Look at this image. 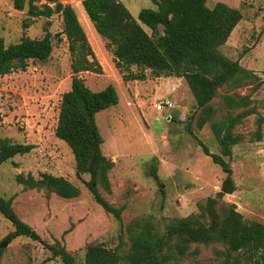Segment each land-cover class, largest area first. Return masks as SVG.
I'll return each mask as SVG.
<instances>
[{
  "label": "rangeland",
  "instance_id": "rangeland-1",
  "mask_svg": "<svg viewBox=\"0 0 264 264\" xmlns=\"http://www.w3.org/2000/svg\"><path fill=\"white\" fill-rule=\"evenodd\" d=\"M118 1L137 20L140 10H156L154 1L159 0ZM59 2L76 13L102 68L101 75L81 74L85 85L93 92L112 85L118 95V104L97 113L95 123L103 140L102 154L114 164L108 173L110 193L100 185L97 190L109 205L120 209V220L95 203L86 185L89 176H76L70 149L55 137L60 100L71 85V58L62 34L61 15L34 19L24 28L26 11H16L11 1L0 0V38L5 46L24 38L41 39L46 33L53 45L46 61H29L25 71L0 77V142L7 139L11 144L33 146L28 154L0 163V197L12 201L18 218L45 244L63 247L73 264H84L87 247L95 244L119 255L126 254L131 243L129 228L136 221L149 222L159 235L180 220L194 218L191 221L196 225H207L209 218L201 209L210 198L217 200L220 215L232 206L244 221L264 225V121L261 141L256 142L254 136L257 116L264 120V0L206 1L210 9L223 3L240 11L242 19L220 51L263 82L255 93V84L236 91L240 96L251 94L258 113L234 130L242 139L225 161L232 170L235 191L222 198H217V194L225 175L204 155L189 130L210 153L219 154V147L210 123L199 130L198 114L189 119L196 108L193 110L194 99L184 79L167 78L178 81L171 94L164 97L155 95V91L159 86L157 79L165 77H157L150 70L144 71L143 81H123L122 74L127 72L116 69L104 40L82 8V0ZM128 72L138 71L131 67ZM226 93L227 87L218 89L212 101L217 109L212 121L226 112L222 103ZM166 99L173 103L169 122L164 119L165 114L154 108ZM153 168L157 180L152 176ZM43 174L62 177L79 189V196L65 200L46 188L26 189L17 180L19 176L39 180ZM12 231L11 224L0 214V244ZM0 250V264H64L60 256H53L42 244L26 237H18ZM223 252L224 247L219 244L192 245L186 255L176 258V264H236Z\"/></svg>",
  "mask_w": 264,
  "mask_h": 264
},
{
  "label": "trees",
  "instance_id": "trees-1",
  "mask_svg": "<svg viewBox=\"0 0 264 264\" xmlns=\"http://www.w3.org/2000/svg\"><path fill=\"white\" fill-rule=\"evenodd\" d=\"M9 1L14 10L26 11L27 23L24 28H28L34 19L61 15L62 34L71 58V85L60 100L55 137L70 149L76 176H89L86 185L95 203L106 214L120 220V209L109 205L97 190L100 185L110 193L108 173L114 164L102 154L103 140L95 123V115L118 104L114 87L108 85L100 92H93L80 77L86 73L101 75L102 68L70 6L62 5L59 0ZM206 1H154L157 9L140 10L137 20L118 0H82L81 5L94 30L104 40V47L112 55L116 69L121 73L127 72L122 74L123 81H143L145 70H150L157 77L184 79L196 107V112L189 119L193 120L198 114L196 126L199 130L210 123L219 147V154L210 153L189 130L204 155L210 157L225 175L217 194V198H222L235 191L232 170L225 161L232 155V148L242 139L234 130L246 118L258 113L251 94L240 96L236 91L255 84L252 91L255 93L263 82L220 51L241 21L240 11L223 3H217L210 9ZM52 49L49 33L41 39L24 38L8 46L0 38V77L25 71L29 61H46ZM131 67L138 72H128ZM222 87H227L229 91L222 97L226 112L219 120L212 121L217 113L212 101ZM257 117L254 136L255 141L259 142L264 120L260 115ZM32 149V145L11 144L6 139L0 142V158L7 161L16 155L28 154ZM152 176L158 179L155 168ZM17 180L26 189L46 188L65 200L75 199L80 193L78 188L62 177L49 174H43L39 180L21 176ZM216 205L217 200L210 198L201 209L209 218L207 225H196L191 221L194 218L180 220L168 225L162 235L155 232L149 222L136 221L129 228L131 243L126 254L119 255L103 245H90L84 255V264H176V258L186 255L190 246L215 244L224 247L223 254L236 264H264V225L244 221L232 206L220 215ZM0 214L13 227V231L4 239L5 243L26 237L42 244L53 256H60L64 264H73L72 257L63 247L45 244L31 227L18 218L11 200L0 197Z\"/></svg>",
  "mask_w": 264,
  "mask_h": 264
},
{
  "label": "crops",
  "instance_id": "crops-1",
  "mask_svg": "<svg viewBox=\"0 0 264 264\" xmlns=\"http://www.w3.org/2000/svg\"><path fill=\"white\" fill-rule=\"evenodd\" d=\"M180 79V78H179ZM159 86L156 87L155 95L160 94V97H164V94L170 95L171 94V88L176 86V81L178 79H165V78H158L157 79ZM170 87V89H169ZM164 89V90H163ZM175 91V90H174Z\"/></svg>",
  "mask_w": 264,
  "mask_h": 264
},
{
  "label": "built area",
  "instance_id": "built-area-1",
  "mask_svg": "<svg viewBox=\"0 0 264 264\" xmlns=\"http://www.w3.org/2000/svg\"><path fill=\"white\" fill-rule=\"evenodd\" d=\"M155 111L165 114L164 119L169 122L172 119L170 115L173 109V103L170 100H160L157 104L154 105Z\"/></svg>",
  "mask_w": 264,
  "mask_h": 264
},
{
  "label": "water",
  "instance_id": "water-1",
  "mask_svg": "<svg viewBox=\"0 0 264 264\" xmlns=\"http://www.w3.org/2000/svg\"><path fill=\"white\" fill-rule=\"evenodd\" d=\"M195 108H196V107L193 106V110H194ZM191 113H192V112H191ZM191 113H190V114H191ZM1 161H2V160L0 159V163H1ZM49 193H50V192H49ZM6 245H7V243H5V242L2 243V244H0V248L2 249V248H4V247H6Z\"/></svg>",
  "mask_w": 264,
  "mask_h": 264
}]
</instances>
